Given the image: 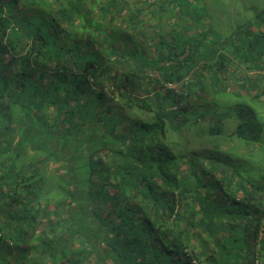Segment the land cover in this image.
I'll return each instance as SVG.
<instances>
[{"label": "trees", "instance_id": "1", "mask_svg": "<svg viewBox=\"0 0 264 264\" xmlns=\"http://www.w3.org/2000/svg\"><path fill=\"white\" fill-rule=\"evenodd\" d=\"M197 2L0 0V264H264L263 124L205 110L264 62Z\"/></svg>", "mask_w": 264, "mask_h": 264}, {"label": "rangeland", "instance_id": "2", "mask_svg": "<svg viewBox=\"0 0 264 264\" xmlns=\"http://www.w3.org/2000/svg\"><path fill=\"white\" fill-rule=\"evenodd\" d=\"M196 4L198 6L196 14L207 27L203 31L207 40H211L210 42H215L216 45L223 47L227 46L228 40L230 41L231 38L234 39L237 36L246 38L247 47L248 43H250V52H246V55L251 53L255 60L264 62V0H198ZM245 31H248V33ZM233 46L235 44L231 43L229 49ZM233 55L232 53V57ZM237 60L242 61L241 57H237ZM231 81L233 82L232 85L230 84L231 87L226 86L225 91L215 95L216 105L214 107L209 105L205 107L208 112L207 121H210L213 126L217 125L216 127H220L222 133L233 129L236 130L240 121L245 124L244 128L246 130L250 129L251 134L257 133V130L261 128L260 124H263L262 128L264 131V113H258L259 111L255 107L256 119L249 120L245 112L240 116V109L243 107L244 111L246 109L236 95L237 92H240L239 88L236 87L234 80ZM243 95L246 98L245 91ZM257 123L259 125H255ZM251 125L259 128H251ZM258 135L260 136L259 133ZM237 145L236 138L232 139L229 137L226 149L235 152L234 147ZM239 150L237 149V152ZM57 157L60 158V155ZM232 157L236 165L241 163V156L233 154ZM53 206L52 204L51 207Z\"/></svg>", "mask_w": 264, "mask_h": 264}, {"label": "built area", "instance_id": "3", "mask_svg": "<svg viewBox=\"0 0 264 264\" xmlns=\"http://www.w3.org/2000/svg\"><path fill=\"white\" fill-rule=\"evenodd\" d=\"M169 87L170 88H177L176 85H174V84H169Z\"/></svg>", "mask_w": 264, "mask_h": 264}]
</instances>
